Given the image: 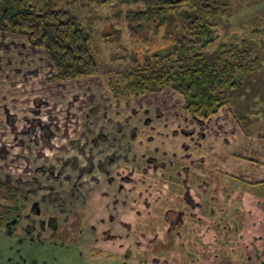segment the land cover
Listing matches in <instances>:
<instances>
[{"label":"rangeland","instance_id":"rangeland-1","mask_svg":"<svg viewBox=\"0 0 264 264\" xmlns=\"http://www.w3.org/2000/svg\"><path fill=\"white\" fill-rule=\"evenodd\" d=\"M60 1L61 5L64 4L77 16L88 33L90 49L102 77L130 69L129 54L122 60L126 50L132 52L124 16L128 10H136L138 5L126 6L117 0ZM211 1L226 4L229 14L228 19L219 24L214 45L233 44L241 48L243 40L252 49L251 57L256 59L255 68L250 73L239 75L242 86L230 90L228 107L240 123L237 137L249 138L246 142H251L244 145L245 149L240 150L239 154L257 158L262 148L259 137L264 135V0ZM111 28L114 29L112 35ZM19 53L12 49L0 51V123H4L8 116L12 122L4 129L6 137L1 138L0 142L7 146L15 145L21 141L20 135H23L26 139L22 141L27 146L22 147L20 152L19 149L11 148L8 161L0 160V172H3L4 179L9 183L29 187L36 200L42 196L47 198L51 185L58 191V200L64 206L58 220L64 218L67 211L71 213L76 210L79 211L80 220L72 231H65L68 236L57 239L44 234H23L20 231L24 230L19 228H16L15 235H8L0 228V264H186L189 258H198L196 261L204 264H230L234 261L235 254L231 255L229 251L236 245L233 237L230 238V231H213L214 237L212 235L210 241V237L205 241L197 240L193 232L186 238L182 232L180 236L165 232L167 217L174 215L166 212L175 213L181 206L185 208L183 211L199 215L200 208L211 204L210 195L198 198L195 194L197 190L194 185L200 184L208 192L213 184L210 175L206 178L198 175L202 169H210L211 165L217 164L222 170L235 175L242 174L243 171L237 170L242 168L240 164L234 165L236 162L225 159V154H229V144L219 139L212 143L201 142L200 146L194 148L196 143L193 138L189 135L168 136L159 121L150 125L151 131L157 134L152 133L153 139L147 140L145 135L148 127L141 123V112L135 113L129 122L138 126L139 134L141 131L143 133L129 143L126 138L116 136V123L107 119L105 114L122 123V118L126 112L130 113V109L113 106L107 88L103 86V78L69 82L62 86L46 85L44 76L47 68L43 62H38V57L29 56L18 71L15 63L25 55L22 51L19 57ZM8 57L12 58L8 60ZM9 62L12 64L7 66ZM133 105L137 109L141 107L138 103ZM14 126L18 134L15 138L7 132ZM43 132L46 137L42 135ZM15 146L12 147L17 148ZM130 148L133 150L129 152ZM141 153L153 154L159 166L145 171L138 168L133 176L129 175L136 180L134 183L112 180L104 187L95 188L97 192L92 191L103 174L91 169L92 173L89 172L88 176L89 166L116 155L122 161L115 162L111 167L120 165L121 169H128L129 166L135 168L137 164L146 163L141 160ZM136 154L137 161L134 159ZM221 154L226 164L213 162L214 157ZM43 164L46 166L38 168ZM35 167L37 169L34 172ZM28 168L31 169L30 175ZM68 177L70 182H67ZM76 179L84 183L85 194L92 192L80 200L81 193L74 190L73 201L71 199L69 203L70 185ZM203 180H207V184ZM184 181V189L172 186L175 182L181 186ZM238 185H241L240 182L229 187L227 184L222 192L231 195L228 190ZM184 193L199 205L184 203ZM232 199L230 197L229 202L222 205L215 204L217 215L213 222L206 224L207 227L214 224H218L217 228L227 223L229 225L230 218L242 220L238 212L250 210L248 198L242 201ZM130 204L133 207L128 211ZM118 205L127 206V210H119ZM55 206L49 201L40 203L43 213L41 220L46 219L48 214H54ZM79 206L85 208L80 209ZM129 216L134 217V220L129 219ZM201 224L196 222L195 227ZM21 225H24L22 220L18 227ZM75 227L78 233H86L88 227L95 232L81 234L85 239L79 240ZM186 227L193 228L190 224L187 226L185 221L183 229ZM179 230L182 231L180 226ZM109 231H114L115 236L110 235ZM211 255L213 259L210 262Z\"/></svg>","mask_w":264,"mask_h":264},{"label":"trees","instance_id":"trees-1","mask_svg":"<svg viewBox=\"0 0 264 264\" xmlns=\"http://www.w3.org/2000/svg\"><path fill=\"white\" fill-rule=\"evenodd\" d=\"M117 1L138 5L124 16L132 45V52L126 50L122 56V60L127 56L131 60L128 70L101 76L88 33L60 0H0V51L12 49L20 52L19 57L25 52L24 58L15 63L18 71L29 56L38 57L47 68L46 85L62 86L101 77L113 106L137 102L171 125L196 119L204 121L207 132H237L240 123L229 117L230 90L241 86L239 75L250 73L256 59L243 40L241 48L214 45L219 24L229 16L227 5L211 0ZM111 31L110 35L114 29ZM11 123L9 116L0 123V139L6 137L4 129ZM7 132L18 137L15 126ZM20 136L16 146L0 142V160L8 161L11 148L20 152L27 146L22 141L25 137ZM2 175L1 171L0 222L10 206L17 204L20 191Z\"/></svg>","mask_w":264,"mask_h":264},{"label":"flooded vegetation","instance_id":"flooded-vegetation-1","mask_svg":"<svg viewBox=\"0 0 264 264\" xmlns=\"http://www.w3.org/2000/svg\"><path fill=\"white\" fill-rule=\"evenodd\" d=\"M239 83L241 84V82ZM239 83L237 84L240 85ZM134 103H137V102H134ZM134 103H132L129 106H124V105L119 106L118 105L119 107H125V108L127 107L130 109V113L127 114L128 112H126L125 116L122 118V121H123L122 123L120 121L114 120L113 118H109L105 114V117H107V119L112 120L116 123L115 134L116 136L120 137V139L124 137V139L126 138V140H128V142L130 143L131 141L137 139L139 136L142 135L143 133L142 131H141V134L138 133V126L131 125L129 122V119L131 117L132 118L135 117L134 116L135 113L139 114L141 112L142 114L141 123L144 127H148V133L145 135L147 140L153 139L151 135L152 133L157 134L151 131V126H150L152 123L156 121L160 122L161 127L167 131L165 132V134H167L168 136L170 135L173 137H178V136L189 135L190 138H193L195 140L196 145H193L194 148L198 147L197 145L200 146L201 142L203 143V142L211 141L210 143H212L219 139L224 140L227 143V145L229 144V147H230L229 154L228 153L225 154V159L227 161L230 160L232 162H236L234 165L240 164L242 168L237 169V170H241L244 172V173L242 172V174L239 173L238 175H235V173L233 172H227L225 170H222V168L217 166V164L211 165L210 169H206V170L202 169V171L199 172L198 175L203 178H206L207 175L208 176L210 175L212 177L213 184L211 186V190H209L208 192H206L205 191L206 188H203L202 186H200V184L194 185V188H196L197 190V193L195 192V194L198 196V198H202L203 196L210 195L209 203L211 204H209V206H206L203 209L199 207L200 208L199 209L200 211L198 210L199 215H197L195 212H185L183 211L185 208L181 206L178 207L175 213H172L169 211L166 212L169 215L170 214H174V215L171 217L170 216L167 217V225L165 228V232H167V234L171 236L172 235L178 236V234L180 236L182 232L184 235V238H186L190 232H193L197 240L205 241L207 237H210L208 240L210 241L211 236L213 235V231H230V238L233 237V239L235 240L234 243L236 245V248L232 246L231 250L229 251L231 255L235 254L233 256L234 261H232L230 264H264V135H261L259 137L260 138L259 142L262 144V148L259 150L258 157L254 158V157H251V155L245 156V155L239 154V152L240 150L245 149L244 145L251 144V142H246L249 138L237 137V133L233 132L231 129H230L231 131L229 130L228 132L219 133V134H217L216 132H212V130L207 132V129H206L207 126L203 123L204 121H199L196 119L195 121H190L189 123L184 120L182 122H177V124L171 125L169 121L162 122V120L159 118L158 115H154V114L150 115V110L146 107L141 106L140 109L134 108V105H133ZM228 110L231 112V109L229 107H228ZM115 115H118V112H115ZM229 117L231 119L234 118V116L232 115V112H231V115H229ZM128 128L129 130L126 131L125 129H128ZM132 129H134V131H132ZM43 130L45 131V128ZM42 135L46 137L45 132H43ZM132 150L133 149L130 148L129 152ZM152 155L141 153V160L142 159L145 160L144 162L146 163L145 164L140 163L139 166L137 163H135L137 164L135 168L134 166H129L127 167L128 169L126 168L121 169L120 165L111 167L112 164H114L115 162L118 163V161H122V159L116 155H111L105 158L104 161L103 160L96 161L94 164L88 167V171H87L88 176H90L89 172L92 173L91 171L92 169L93 171L96 170L99 173L101 172L103 174V177L99 182L96 183V186L93 188L92 191H94L95 188L98 189L99 187H104L107 183H110L112 180L113 181L118 180L120 182L131 181L134 183L136 180L131 179L129 175L131 174L133 176L138 168H140L141 170L143 169L145 171L147 168L148 170L150 169L153 170L159 166V163H157L156 160L153 159ZM222 155L223 154L219 156H215L213 159V162L218 161L221 163H225V160L221 159V157H223ZM137 158H138V155L136 154L134 157L135 161H137ZM43 166L44 164L38 168H42ZM36 169L37 167L34 168V172ZM28 170H30V173H29L30 175L31 169L28 168L27 171ZM2 177H3L2 179L5 180L3 175ZM224 178L226 179L224 180ZM68 181L70 182V177H68L67 182ZM237 182L238 183L240 182L241 185H238V187L234 188L233 190H228L231 193V195L222 192V188L226 187L227 184L229 187L230 184H237ZM203 183L207 184V180H203ZM10 184L17 187L20 191L17 194V201H18L17 204L10 206V209H8L5 212L0 222V228H2L4 232L7 233L8 235H15L17 233L16 228H19L20 230L21 229L24 230V231H20L23 234L30 235L31 233H37L39 236L44 234L48 238L56 237L57 239V238H64L65 236H68V234L65 231L66 230L72 231L75 225L78 226L79 220H80L78 219V215H79L78 210L71 212V213L67 211L65 213L66 214L65 217L59 218L58 220V217L64 211V206L60 202V200H58V197H57L58 191H55V189L51 185H49V190L46 195L47 198H45V196L44 197L42 196L40 197L41 202H39L40 200H36L33 197L32 190L29 187H26V186L22 187L20 185H15L12 183ZM184 184H185V181L184 183H182L181 186L178 185L177 182H175L174 185L172 186L176 188L182 187L184 189L186 187ZM83 185L84 183H81V181H79L78 179L71 182V185H70L71 188L69 189L70 191L69 203L71 202V199L73 201V197L75 194L74 190H77L78 192L81 193L80 200L84 199L86 195L91 194L92 191H90L88 194H85V192L83 191ZM197 186L200 188H197ZM97 189L95 190V192H97ZM211 192L213 193L214 196L211 194ZM49 193H51L52 195H49ZM217 194H219V196ZM184 195H185L184 203L186 204L189 203L190 206H193L194 204L199 205V204L194 203V201L190 199V196L188 194L184 193ZM230 197L233 199L238 198L239 199L238 201H242L244 198L246 199L248 198L247 199L248 203L251 206L250 210L248 212L243 211V210L238 212L240 215L239 218L242 219L241 221H235L232 218H230L229 225L227 223L226 225L224 226L222 225L220 228L219 227L217 228L216 225L218 224L216 225L214 224L212 226L207 227L206 224L213 222L215 215H217L215 204L222 205L225 202H229ZM125 200L127 202V198ZM125 200L123 201L125 202ZM46 201L47 202L49 201V203L52 206L56 204L55 209H54L55 212L54 214H50V215L48 214L46 216V219L41 220L43 213L40 208V203L46 202ZM146 202L150 203L148 201ZM179 202L182 203L181 200ZM121 206L122 205H118L119 210L120 209L127 210V206H124V207H121ZM79 207L80 209L85 208L84 206H79ZM132 207L133 205L130 204L128 208L132 209ZM85 216L86 214H84V219H85ZM69 217H71L70 221H69ZM128 218L134 220V217L129 216ZM20 220L24 222V225L23 226L21 225L18 227ZM185 221H186L187 226L188 224H190L193 228L186 227L183 229V225ZM196 222L198 224L202 222L203 225L201 224L199 227L196 228L195 227ZM65 224H67L66 227L64 226ZM125 225L126 224L123 223L122 226L124 227ZM179 226L181 227L182 231L179 230L178 232ZM88 228H89L88 231L85 230L86 233L84 231H79L78 233V230L75 227V232L79 240L85 239L84 238L85 236H81V234L90 235L91 232L92 233L95 232L93 231L92 228L90 227ZM212 228H215V229H212ZM109 234L115 236L114 231H109ZM80 243H83V242H80ZM188 255L190 256V254ZM196 259L198 260V258H194V259L189 258L186 264H204V263H201L200 261H196ZM212 259L213 258L211 255L210 262L212 261ZM223 264H227V263H223Z\"/></svg>","mask_w":264,"mask_h":264}]
</instances>
